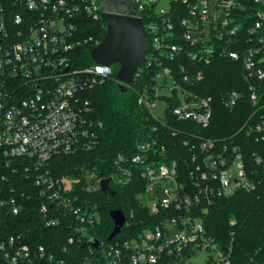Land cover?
Here are the masks:
<instances>
[{"label":"built area","instance_id":"2783aa9c","mask_svg":"<svg viewBox=\"0 0 264 264\" xmlns=\"http://www.w3.org/2000/svg\"><path fill=\"white\" fill-rule=\"evenodd\" d=\"M131 1L142 22L145 18L144 28L152 41L149 54H153L149 60L148 54L146 61L149 66L154 63L161 66L164 58H180L185 52L181 42L197 48L187 53L192 60L200 57L210 63L213 48L203 44L212 41V33L219 39L225 35L232 39L237 33V26L231 29L229 25L236 19L231 13L239 7V0H167L168 8H159L161 0ZM254 1L263 4V8L256 13L250 35L256 34L263 46L261 61L264 62V0ZM176 3H182L186 9V14L180 18ZM103 12V0H0V159L5 160L6 167L14 165L13 173L18 174L17 166L21 165L26 166L25 171L38 173L34 183L43 199L40 211L48 226L73 221L61 216V205H68L71 196L65 193L83 180L53 176L46 169L47 163L55 156L71 155L80 148L90 149L101 128L90 101H85L82 94L111 75L112 68L95 63L91 67L73 69L70 52L84 44H91L93 49L100 44L94 36L78 39L77 31L84 17L102 21ZM177 18L180 33L174 23ZM259 52L248 49L244 62L247 78L264 80V71L257 67L255 59ZM229 55L234 60L240 57L237 52ZM66 68L68 72H64ZM155 74L156 82L163 79V88L170 94L173 91L179 94V105L173 109L177 119L202 127L209 125L212 117L209 99L182 89L168 67H162ZM204 78L202 71L190 74L185 68L179 76L186 83L201 82ZM167 82H172L173 86L169 87ZM159 89L156 85V97ZM238 97L233 92L227 106L233 107ZM251 99L254 103L257 101L255 92ZM139 103L152 111L155 108V100L147 93L139 98ZM257 129L263 126L259 124ZM152 147L155 148L156 143L139 145L137 149L141 153L131 159L120 156L119 161L135 164L136 171L146 182L144 197L148 200L141 201H145L151 214L159 217V223L134 239L103 250L102 255L108 258V264H157L162 256H175L182 248L195 244L213 253L208 258H213L215 264H230V250L224 251L205 236V228L196 214L205 211L207 208L200 206L210 203L215 196L255 189L256 185L248 179L242 155L234 149V155L226 157L215 153L214 143L204 142L201 149L208 152L203 165L185 174L176 160L156 162L153 154H148ZM161 149L165 153L164 148ZM127 169L120 168L123 176H131L132 172ZM0 178L6 180L1 171ZM85 180L86 191L99 190L103 181L92 173H86ZM49 201L53 202L51 209ZM5 207L11 208L12 214L20 212V206L13 200L0 198V226L1 211ZM54 209V218H46L49 210ZM79 220L85 223V218ZM88 222L93 223V220L88 219ZM10 243L14 253H3L7 264H35L29 246H15L14 239ZM4 247L1 243L0 250ZM40 252H44L43 247Z\"/></svg>","mask_w":264,"mask_h":264},{"label":"trees","instance_id":"16d2710c","mask_svg":"<svg viewBox=\"0 0 264 264\" xmlns=\"http://www.w3.org/2000/svg\"><path fill=\"white\" fill-rule=\"evenodd\" d=\"M175 6L179 8V18L186 14L182 3ZM262 8L263 4L254 0H239V7L231 13L236 19L229 25L231 29L237 26L236 36L231 39L225 35L219 39L212 33V41L203 44L213 48L210 63H205L200 57L192 60L187 53L197 48L181 42L185 52L180 58L161 59V66L158 63L149 66L147 63L139 68L132 84H120L116 80L119 66L113 65L111 75L83 92V99L90 101L96 121L101 125L94 142L90 149L80 148L71 155L55 156L46 165L53 176L83 180L81 184L74 185L71 192L65 193L71 196L68 205H61V216L73 221L48 226L45 215L40 211L43 199L34 183L38 173L25 171L24 165L17 166L18 174L13 173L14 165L6 167L5 160L0 159V171L6 177V180L0 178V198L8 202L13 200L20 206L18 214H12L8 207L1 211L0 244L5 247L0 250V264H7L3 253H14L11 239L15 240V246L30 247L31 260L35 264H108V258L102 255L103 250L134 239L159 223V217L151 214L145 201H141L148 200L144 197L146 182L136 171L135 164L120 162L119 157L131 159L141 153L137 149L139 145L156 143L148 154H153L156 162L176 160L187 174L196 170L197 165H203L208 152L201 149L204 142L214 143L215 153L226 157H232L234 149H237L242 155L249 181L256 185L253 190L215 196L210 203L202 204L200 208L207 209L199 211L196 216L202 221L205 236L224 251L230 250V264H264V80L247 78L244 66L248 49L260 50L255 59L257 67L264 71V62L261 61L263 46L256 39V34L250 35L256 13ZM143 22L146 24L144 17ZM174 23L180 33L178 18ZM77 34L78 39L94 36L102 41L106 26L101 20L84 17ZM92 49L89 43L74 48L70 52V66L79 70L95 65L90 55ZM230 52L239 53V59L231 58ZM162 67L172 69L182 89L210 100L212 117L207 127L179 120L173 115V109L180 102L176 91L155 96V72ZM182 68L190 74L202 71L205 78L201 82H182L179 79ZM233 92L239 97L233 107H228L226 102ZM254 92L257 95L255 103L251 99ZM144 93L154 100L165 101L167 107L162 117L139 103ZM259 124L263 129H257ZM122 166L132 172L131 176H123L120 172ZM86 173L109 179L114 197L100 189L84 190ZM74 195L77 197L73 198ZM52 203L49 201V209L53 208ZM76 209L79 211L74 212ZM113 210L124 212L126 224L119 235L107 241L114 229L110 216ZM54 214L55 209L49 210L46 218H54ZM82 218H85V223L79 220ZM70 239H73L72 243ZM41 247L44 252H40ZM200 250L201 247L191 244L175 256H162L157 264H189L191 259L197 258ZM215 263L213 258H207L204 264Z\"/></svg>","mask_w":264,"mask_h":264},{"label":"water","instance_id":"95a60500","mask_svg":"<svg viewBox=\"0 0 264 264\" xmlns=\"http://www.w3.org/2000/svg\"><path fill=\"white\" fill-rule=\"evenodd\" d=\"M103 6L102 22L106 25V35L91 51V58L97 65H118L116 80L122 85H130L138 69L146 64L152 41L131 0H103ZM68 71L69 68H66L64 72ZM109 183V179H104L100 190L114 197L115 192ZM110 216L114 221V229L107 241L119 235L126 224L123 211L113 210Z\"/></svg>","mask_w":264,"mask_h":264},{"label":"rangeland","instance_id":"374dc122","mask_svg":"<svg viewBox=\"0 0 264 264\" xmlns=\"http://www.w3.org/2000/svg\"><path fill=\"white\" fill-rule=\"evenodd\" d=\"M159 8H168V1L167 0H161V2L159 4ZM163 85H164V80L158 79L157 80V86H159L161 88V89H159V95H169L170 91H168L166 88H163ZM167 85L169 87L173 86L172 82H167ZM178 96H179V94H178ZM166 107H167V104L165 103L164 100L157 99V100H155V108L153 109V112L156 116L162 117ZM210 256H213V253H211L210 251H207L204 249L200 250L197 258L191 259L189 264H204L205 260Z\"/></svg>","mask_w":264,"mask_h":264}]
</instances>
